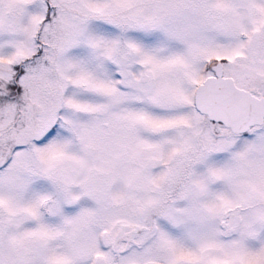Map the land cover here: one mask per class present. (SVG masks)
Instances as JSON below:
<instances>
[{
	"label": "snow or ice",
	"instance_id": "6c2138e0",
	"mask_svg": "<svg viewBox=\"0 0 264 264\" xmlns=\"http://www.w3.org/2000/svg\"><path fill=\"white\" fill-rule=\"evenodd\" d=\"M0 264H264V0H0Z\"/></svg>",
	"mask_w": 264,
	"mask_h": 264
}]
</instances>
